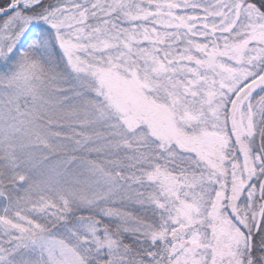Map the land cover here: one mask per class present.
<instances>
[{
  "label": "snow or ice",
  "instance_id": "1",
  "mask_svg": "<svg viewBox=\"0 0 264 264\" xmlns=\"http://www.w3.org/2000/svg\"><path fill=\"white\" fill-rule=\"evenodd\" d=\"M0 264H264V0H0Z\"/></svg>",
  "mask_w": 264,
  "mask_h": 264
}]
</instances>
